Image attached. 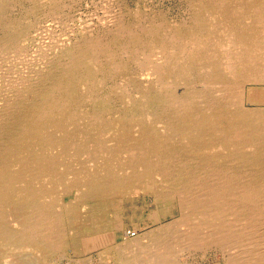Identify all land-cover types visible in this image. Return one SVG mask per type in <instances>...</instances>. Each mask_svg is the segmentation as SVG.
<instances>
[{
	"label": "rangeland",
	"instance_id": "1",
	"mask_svg": "<svg viewBox=\"0 0 264 264\" xmlns=\"http://www.w3.org/2000/svg\"><path fill=\"white\" fill-rule=\"evenodd\" d=\"M260 15L264 0H0V264H226L264 248ZM218 186L235 207L220 219L197 201ZM247 217L263 219L251 237Z\"/></svg>",
	"mask_w": 264,
	"mask_h": 264
},
{
	"label": "bare ground",
	"instance_id": "2",
	"mask_svg": "<svg viewBox=\"0 0 264 264\" xmlns=\"http://www.w3.org/2000/svg\"><path fill=\"white\" fill-rule=\"evenodd\" d=\"M60 2V1H59ZM198 2V1H197ZM194 3V2H193ZM112 5V4H111ZM113 6V5H112ZM232 9H234V8H232ZM259 9V8H258ZM109 10V9H108ZM111 10V9H110ZM238 10V9H237ZM114 11V10H113ZM121 11V10H120ZM233 11V10H232ZM238 12V11H237ZM58 13H59V11H58ZM234 13H236V11L234 12ZM44 14V13H43ZM108 14V13H107ZM111 14V13H110ZM114 14V13H113ZM109 15V14H108ZM112 15V14H111ZM115 15V14H114ZM52 16V15H51ZM110 16V15H109ZM119 16H120V13H119ZM262 18L264 17V16H262V15H260ZM108 17V16H107ZM121 17V16H120ZM254 18H255V15L253 16ZM261 17H260V19H261ZM66 18V17H65ZM105 18V17H104ZM116 18V17H115ZM214 18V17H213ZM115 20V19H114ZM195 20H196V18H195ZM247 20V19H246ZM264 19H261V23L264 25V21H263ZM111 21V20H110ZM239 21V20H238ZM115 22H116V24H114L115 26H116V29H114L115 30V32L117 31V32H119V33H127V34H130L131 35V37H132V39H131V43L132 42H134V43H138V42H140V39H139V37L137 36V31H138V29H139V27H141V26H137L136 28H132L133 26H128V25H126V24H124L122 21H121V19H117V20H115ZM221 22V21H220ZM106 23V22H105ZM159 23H161V22H159ZM158 23V24H159ZM260 23V24H261ZM143 24V23H142ZM32 26V25H31ZM169 26V25H168ZM66 27V26H65ZM112 27V26H111ZM171 27V26H170ZM262 28V27H261ZM152 29V28H151ZM246 29V28H245ZM109 31V30H108ZM222 31V30H221ZM72 32H73V30H72ZM175 32V31H174ZM28 33V32H27ZM70 33V32H69ZM90 33V32H89ZM172 34V33H171ZM171 36V35H170ZM174 36V35H173ZM25 37V36H24ZM178 38V37H177ZM177 38H175V37H172V38H170L169 37V39H170V41H172V44L174 45V46H179V48H181V49H183L184 50V48L186 47V44H182V43H180L179 41H178V39ZM214 38V37H213ZM89 39V38H88ZM195 39V38H194ZM54 40V39H53ZM186 40V39H185ZM257 40V39H256ZM188 42V41H187ZM218 42V41H217ZM54 43V42H53ZM58 43V42H57ZM3 44V43H2ZM154 43L152 42V44H149V47L151 48V46H154L153 45ZM59 45V44H58ZM88 45H89V50H88V52H91V53H93L92 55L94 56V54L96 53H102L103 51H105V52H108V45L107 44H104V43H102V41H101V39H94L93 41H88ZM151 45V46H150ZM19 46V45H18ZM17 47V46H16ZM188 47H189V45H188ZM54 48V47H53ZM110 48V47H109ZM124 48V47H123ZM55 49V48H54ZM156 49V48H155ZM159 49V48H158ZM24 50V49H23ZM23 50H20V51H23ZM160 50V49H159ZM164 50V49H163ZM170 50V49H169ZM173 50V49H172ZM182 50V51H183ZM233 50H235V49H233ZM12 51V50H11ZM97 51V52H96ZM133 52H132V54H135V52L137 51V48H136V50H132ZM153 51V50H152ZM221 51V50H220ZM182 53V52H181ZM231 53V52H230ZM4 54V53H3ZM95 54V55H96ZM143 54V53H142ZM150 54V53H149ZM160 54H162V51H161V53L159 52V51H156V53L154 54L156 57L155 58H153V57H149L150 59L151 58H153V60H150L149 58H148V56H147V54H145V57L143 58V59H141V69L143 70V74L145 75V77H147V75L148 76H150V75H156L157 77L159 76V73H160V66H161V63H160V61L159 60H156V59H158V58H160ZM50 55V54H49ZM165 55H168V53H166ZM108 56V55H107ZM140 56V55H139ZM162 56V55H161ZM106 57V56H105ZM138 57V56H137ZM248 57V56H247ZM94 58H96L97 59V57H94ZM103 58V57H102ZM176 58V57H175ZM89 59V58H88ZM101 59V58H100ZM134 59V58H133ZM154 59H155V61H154ZM231 59V58H230ZM248 59L250 60L251 58L250 57H248ZM110 60V59H109ZM252 60V59H251ZM89 61H90V59H89ZM95 61V60H94ZM98 61V60H97ZM112 62H113V60H111ZM114 62H115V60H114ZM234 63V62H233ZM232 63V64H233ZM237 63V62H236ZM240 63V62H239ZM228 64V63H227ZM228 66V65H227ZM230 66V65H229ZM233 66V65H232ZM229 68V67H228ZM264 68V67H263ZM201 69V68H200ZM224 69V68H223ZM230 69V68H229ZM39 70V69H38ZM204 71V70H203ZM249 71V70H248ZM263 71V70H262ZM258 72V71H257ZM34 75V74H33ZM45 75V74H44ZM234 76V75H233ZM236 76V75H235ZM262 76V75H261ZM240 77V76H239ZM254 79H256V78H254ZM21 80V79H20ZM28 80V79H27ZM237 80V79H236ZM23 81V80H22ZM21 81V82H22ZM158 82V81H157ZM157 82H155V84L157 83ZM235 82V81H234ZM240 82H242V81H240ZM238 83H239V81H238ZM21 84V83H20ZM165 84V83H164ZM213 84H217V83H213ZM219 84H221V83H219ZM224 84V83H223ZM231 84V83H230ZM243 84H245V82H243ZM227 85V84H226ZM176 86V85H175ZM225 86V85H224ZM229 86V85H228ZM233 86V85H232ZM241 86V87H240ZM239 87L237 86V88H235V90H233V93L231 94L232 95V99L234 100V102L236 101V103L238 102V99L241 97L242 98V96H241V88H242V84L240 85ZM222 88V87H221ZM234 88V87H233ZM254 88V87H253ZM226 89V88H225ZM17 90V89H16ZM19 90V89H18ZM252 90V89H251ZM89 91V90H88ZM218 91V90H217ZM216 91V92H217ZM228 91V90H227ZM92 92V91H91ZM247 92H248V90H247ZM252 92H254V91H252ZM230 94H229V96H230ZM253 94V93H252ZM254 94H256V93H254ZM249 95H251V94H249ZM22 96V95H21ZM77 96V95H76ZM188 96V95H187ZM253 96V95H252ZM256 96V95H255ZM250 97V96H249ZM259 97V96H258ZM255 98V97H254ZM127 99H128V97H127ZM250 99V98H249ZM8 100V99H7ZM242 101H243V98L241 99ZM240 100V101H241ZM254 100V99H253ZM187 101V100H186ZM256 101H258V100H256ZM261 101V100H260ZM190 102V101H189ZM184 103V102H183ZM186 103V102H185ZM78 104V103H77ZM189 104V103H188ZM17 105V104H16ZM170 105V104H169ZM180 107V106H179ZM206 108V107H205ZM244 108V107H243ZM257 108V107H256ZM8 109V108H7ZM58 109V108H57ZM174 109V108H173ZM182 109V108H181ZM85 110V109H84ZM209 110V109H208ZM246 111V110H245ZM11 112V111H10ZM85 112V111H84ZM233 112V111H232ZM238 112H240V111H238ZM244 112V111H243ZM245 113V112H244ZM249 113V112H248ZM251 113V112H250ZM91 114V113H90ZM94 114V113H93ZM199 114V113H198ZM1 115V114H0ZM107 115V114H106ZM105 115V116H106ZM74 116H76V115H74ZM88 116H89V114H88ZM110 116V115H109ZM215 116V115H214ZM94 117V116H93ZM98 117V116H97ZM218 117V116H217ZM226 117V116H225ZM104 118V117H103ZM95 119H96V116H95ZM165 119V118H164ZM239 119V118H238ZM1 120V119H0ZM79 120H80V118H79ZM211 120H213V119H211ZM2 121V120H1ZM27 121V120H26ZM77 122V121H76ZM79 122V121H78ZM102 123V122H101ZM99 124V123H98ZM159 124V123H158ZM81 125V124H80ZM103 125V124H102ZM78 126V125H77ZM100 126V125H99ZM79 127V126H78ZM237 127V126H236ZM239 127V126H238ZM87 128H88V126H87ZM86 128V129H87ZM75 129V128H74ZM83 129H85L84 127H83ZM239 129V128H238ZM73 130V129H72ZM88 130V129H87ZM77 131H80L79 129H77ZM163 132V131H162ZM123 133V132H122ZM73 134V133H72ZM81 134H83V133H81ZM235 134V133H234ZM234 134H230L229 135V137L228 136H225V141L227 142L226 144H227V148H230V153L231 154H239L240 152H242L241 151V149H240V147L239 146H237L235 143H233V141L231 140L232 139V137H233V135ZM74 135V134H73ZM86 135V134H85ZM84 135V136H85ZM87 135H89V134H87ZM119 135H123V134H119ZM128 135V134H127ZM126 135V136H127ZM149 135V134H148ZM94 136V135H93ZM125 136V135H124ZM175 136V135H174ZM236 136V135H235ZM73 138H74V136H72ZM91 137V136H90ZM90 137H88V138H90ZM146 137H147V135H146ZM120 138V137H119ZM148 138V137H147ZM84 139H87V138H84ZM115 139V138H114ZM122 139V138H121ZM74 140V139H73ZM73 140H72V142H73ZM99 140V139H98ZM110 140V139H109ZM116 140H117V138H116ZM174 140V139H173ZM52 141V140H51ZM75 141V140H74ZM115 141V140H114ZM171 141V140H170ZM88 142V141H87ZM100 142V141H99ZM120 142H121V140H120ZM158 142H160V141H158ZM58 144H59V142H57ZM71 143V142H70ZM76 143V142H75ZM74 143V144H75ZM147 143V142H146ZM80 144V143H79ZM107 144V143H106ZM134 144V143H133ZM141 144V143H140ZM145 144V143H144ZM28 145V144H27ZM88 145V144H87ZM99 145V144H98ZM105 144H103L102 146H104ZM110 145H111V143H110ZM149 145V144H148ZM165 145V144H164ZM75 146V145H74ZM101 146V145H100ZM107 146V145H106ZM109 146V145H108ZM119 146V145H118ZM117 146V147H118ZM123 146V145H122ZM141 146V145H140ZM234 146V147H233ZM61 147V146H60ZM87 147V146H86ZM89 147V146H88ZM131 147V146H130ZM133 147H135V144H134V146ZM132 147V148H133ZM142 147V146H141ZM146 147H147V145H146ZM159 147V146H158ZM73 148V147H72ZM98 148V147H97ZM112 148V147H111ZM115 148V147H114ZM121 148V147H120ZM126 148H128V147H126ZM136 148V147H135ZM145 148V147H144ZM62 149H64V148H62ZM86 149H88V148H86ZM91 149V148H90ZM95 149H96V147H95ZM118 149V148H117ZM116 150V149H115ZM71 151V150H70ZM85 151V150H84ZM92 151V150H91ZM99 151V150H98ZM149 151V150H148ZM104 153H105V151H103ZM116 152V151H115ZM114 152V153H115ZM137 152V151H136ZM151 151H149V153H150ZM69 153V152H68ZM67 153V154H68ZM87 153V152H86ZM91 153V152H90ZM113 153V154H114ZM117 153V152H116ZM115 153V154H116ZM138 153V152H137ZM143 153V152H142ZM75 154V153H74ZM81 154V153H80ZM83 154H85V153H83ZM108 154V153H107ZM106 154V156H109V154L107 155ZM91 155V154H90ZM128 155V154H127ZM123 156V155H122ZM141 156V155H140ZM144 156H147V155H144ZM165 156V155H164ZM251 156V155H250ZM69 157V156H68ZM94 157V156H93ZM142 158H143V156H141ZM148 157V156H147ZM147 157H146V159H147ZM88 158V157H87ZM111 158V157H110ZM128 158V157H127ZM243 158V157H242ZM241 158V159H242ZM252 158V157H251ZM93 159V158H92ZM87 160H89V159H87ZM140 160H141V158H140ZM248 160V159H247ZM246 160V161H247ZM107 161V160H106ZM105 161V162H106ZM146 161V160H145ZM149 161V160H148ZM135 162V161H134ZM150 162V161H149ZM107 163V162H106ZM114 163H116V161L114 162ZM136 163V162H135ZM138 163V162H137ZM237 164V163H236ZM141 165V164H140ZM251 165V164H250ZM116 166V165H115ZM118 166V165H117ZM133 166V165H132ZM202 166V165H201ZM125 167V166H124ZM126 167H127V165H126ZM128 167H131V165L130 166H128ZM196 167V166H195ZM250 167V166H249ZM110 168V167H109ZM138 168V167H137ZM124 169V168H123ZM126 170H127V168H125ZM160 169V168H159ZM116 170V169H115ZM133 170V172H134V170H137V169H132ZM142 170V169H141ZM146 170V169H145ZM162 170V169H161ZM225 170V169H224ZM92 171V170H91ZM128 171V170H127ZM138 171H140V169L138 170ZM133 172H132V174H133ZM103 173V172H102ZM135 173V172H134ZM145 173H146V171H145ZM162 173V172H161ZM228 173V172H227ZM130 174H131V172H130ZM129 174V175H130ZM156 174V173H155ZM136 175V174H135ZM139 175V174H138ZM138 175L137 176H134V177H138ZM145 175V174H144ZM224 175H225V173H224ZM92 176H93V174H92ZM123 176H125V175H123ZM152 176V175H151ZM150 176V177H151ZM95 177V176H94ZM141 177V176H140ZM144 177V176H143ZM124 178H126V177H124ZM222 178V177H221ZM34 179V178H33ZM35 180V179H34ZM85 181V180H84ZM126 181V180H125ZM88 183V182H87ZM226 183H229V182H220V181H217V182H208V184H226ZM117 184V183H116ZM251 185H252V183H250ZM89 185H90V183H89ZM230 185V184H229ZM231 185H233V184H231ZM246 185V184H245ZM111 186V185H110ZM223 188H225V187H223V186H218L217 187V189H215V190H210L209 192H211V196L208 198V197H205V198H198V206L199 205H201L202 204V206L205 204V207H206V211H207V213H206V215H208V216H210V217H212V218H216V219H220L221 217H222V214H223V211H222V209H223V207H228V209H233V212H234V208L235 207H233V205H232V203L229 201V200H227L228 198L227 197H225L224 198V196H220V194H221V192H226L225 191V189H223ZM255 187H250V189H245L244 190V193H245V196H243V197H241L239 200L241 201V203H240V205H239V208H238V210H240L242 207H243V201H245V202H249V203H251V202H253V201H255L256 200V198H255V196H252L253 194H255L257 191H260L261 189H254ZM243 189V188H242ZM202 190V189H201ZM235 192V191H234ZM237 192V191H236ZM188 193V192H187ZM201 194V193H200ZM235 194V193H234ZM260 194V193H259ZM258 194V195H259ZM181 196V195H180ZM191 196V195H190ZM187 197H189V196H187ZM258 197V196H257ZM178 198H179V196H178ZM185 199H187V198H185ZM184 199V200H185ZM189 199H190V197H189ZM183 200V199H182ZM264 200V199H263ZM192 201V200H191ZM102 202V201H101ZM195 202V201H194ZM191 203V202H190ZM256 204V203H255ZM254 204V205H255ZM252 205V204H251ZM253 207V206H252ZM190 208H191V206H190ZM198 208V207H197ZM245 208V207H244ZM257 208V207H256ZM237 209V208H236ZM236 209H235V211H236ZM251 209H253V208H251ZM202 210H204V209H202ZM224 210V209H223ZM185 211V210H184ZM252 211V210H251ZM250 211V212H251ZM254 211V210H253ZM232 213V212H231ZM53 214V213H52ZM230 214V213H229ZM257 215H258V213H256ZM264 214V213H263ZM233 215V214H232ZM255 215V214H254ZM55 216V215H54ZM236 218V217H235ZM245 218V217H244ZM239 219V218H238ZM264 219V218H263ZM262 218H260V219H250L249 217H247V219L245 220L246 222H245V224H248V229L249 230H244V232L245 233H247V234H245V235H247V237H251V235L253 234V232H254V230L256 229V226L257 225H260L261 224V222H262V220H263ZM56 220V219H55ZM235 220V219H234ZM222 221H223V219H222ZM263 222H264V220H263ZM212 223V222H211ZM228 223V222H227ZM227 223H226V225H227ZM236 225V224H235ZM241 226H242V224H241ZM245 226V227H246ZM263 226V225H262ZM261 226V227H262ZM244 227V226H243ZM25 228V227H24ZM31 228V227H30ZM89 228V227H88ZM187 228V227H186ZM204 228V227H203ZM224 228V227H223ZM233 228V227H232ZM231 228V229H232ZM250 228H251V230H250ZM259 228V227H258ZM263 228H264V226H263ZM114 229H116V228H114ZM188 229V228H187ZM195 229V228H194ZM210 229H211V227H210ZM210 229H208V230H210ZM242 229V228H241ZM246 229V228H245ZM74 230V229H73ZM224 230V229H223ZM227 230V229H226ZM76 231V230H75ZM207 231V230H206ZM216 231H218V230H215V232ZM220 231V230H219ZM218 231V232H219ZM241 231V230H240ZM257 231V230H256ZM260 231V230H259ZM73 232V231H72ZM185 232V231H184ZM217 232V234H219ZM236 232H238V231H236ZM76 233V232H75ZM187 232H185V234H186ZM201 233V232H200ZM199 233V234H200ZM228 233V232H227ZM194 234H195V232L193 231L192 232V235H189V236H187L188 238H192V237H195L194 236ZM202 234H203V231H202ZM255 234V236H256V233H254ZM104 235V234H103ZM105 235H107L106 233H105ZM184 235V234H183ZM205 235V234H204ZM203 235V236H204ZM221 235V234H220ZM240 235H242V233L240 232ZM237 236L238 235H235V233H233V232H230V234H229V237L232 239V240H237ZM258 236V235H257ZM264 236V235H263ZM45 237H48V236H45ZM50 237V236H49ZM99 237V236H98ZM107 237V236H106ZM182 237V236H181ZM253 237V236H252ZM51 238V237H50ZM105 238V237H104ZM109 238V237H108ZM221 238V237H220ZM240 238V237H239ZM238 238V240H242V239H239ZM254 238H256V237H254ZM254 238H251V239H254ZM245 240H251L250 238L248 239H246V238H244ZM185 240H187V239H185ZM195 240V239H194ZM226 240V239H225ZM238 240L237 241H235V242H238ZM255 240V239H254ZM262 240H264L263 239V237H262ZM92 241V240H91ZM108 241V240H107ZM107 241H105V242H107ZM115 241V240H114ZM175 241V240H174ZM219 241V240H218ZM253 241V240H252ZM251 241V242H252ZM259 241V240H258ZM261 241V240H260ZM49 242H50V239H49ZM74 242V241H73ZM98 242V241H97ZM136 242V241H135ZM188 242V241H187ZM186 242V243H187ZM191 242H192V240H191ZM235 242H234V244H235ZM241 241H239V243H240ZM251 242L249 241V243H248V245L246 246L245 245V247L246 248H244V250H245V254L243 253L241 256L243 257L241 260H239V259H229V261H228V259H227V263L226 264H264V248L263 247H261V246H258V247H261L262 248V251H260V249L261 248H257V247H253V244L255 245V241H254V243H252V245H250L251 244ZM256 242H257V240H256ZM90 243V242H89ZM199 243V242H198ZM233 243V242H232ZM257 243H259V242H257ZM74 244V243H73ZM97 244V243H96ZM191 245H192V243H190ZM194 244V243H193ZM243 244H244V242H243ZM263 244V243H262ZM236 245V244H235ZM241 244H238V246H240ZM264 245V244H263ZM77 246V245H76ZM126 247H127V245H126ZM125 247V248H126ZM129 247V246H128ZM237 246H235V248H236ZM243 247V246H242ZM229 248V247H228ZM197 249V248H196ZM227 249V248H226ZM243 248H241V250H242ZM125 250V249H124ZM128 250V249H127ZM127 250H125V251H127ZM117 251V250H116ZM124 251V252H125ZM230 251V250H229ZM243 251V250H242ZM244 252V251H243ZM237 253V252H236ZM242 253V252H241ZM121 254V253H120ZM236 255V254H235ZM244 255V256H243ZM238 256V255H237ZM6 261H8L7 263H9V260L7 259ZM11 263V262H10ZM124 263V262H123Z\"/></svg>",
	"mask_w": 264,
	"mask_h": 264
}]
</instances>
